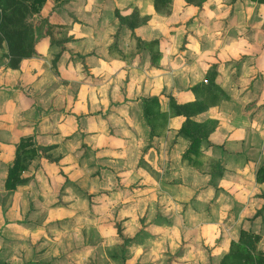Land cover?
<instances>
[{"label": "crops", "instance_id": "1", "mask_svg": "<svg viewBox=\"0 0 264 264\" xmlns=\"http://www.w3.org/2000/svg\"><path fill=\"white\" fill-rule=\"evenodd\" d=\"M45 16L36 53L0 62V264H84L117 225L124 264H218L241 228L264 250V2L46 0ZM169 97L207 105L191 161ZM23 136L49 149L6 190Z\"/></svg>", "mask_w": 264, "mask_h": 264}, {"label": "trees", "instance_id": "2", "mask_svg": "<svg viewBox=\"0 0 264 264\" xmlns=\"http://www.w3.org/2000/svg\"><path fill=\"white\" fill-rule=\"evenodd\" d=\"M169 1L154 0L156 10H160ZM257 1L264 2V0ZM45 2L46 0H0V49L5 44L7 51L4 55L7 58L8 67L18 68L21 59L31 57L36 53V44L42 35H50L54 23L50 22L49 16L37 17ZM116 15L120 20L124 19L118 13ZM197 87L199 88L201 85L194 86V89ZM154 105L159 106L156 97L144 100V113L152 132L157 114L153 112ZM169 106L170 115L182 114L185 116L178 134L189 140V146L183 153L182 159L191 161L192 156L200 155V143L213 126L211 121L196 122L191 119V116L194 112L206 108L207 105L203 100L180 105L172 97H169ZM161 115L166 123L168 114L165 112L160 113ZM48 149L49 147L35 144L32 136L21 137L16 144L14 158L7 167L4 188L14 190L17 185L23 183L25 179L21 177V173L27 169L31 160L37 155L45 154ZM255 180L257 182L264 181V165L257 168ZM117 229L122 236L119 227ZM260 238V234L241 228L238 238L230 241L228 252L220 258L218 264H264V250L258 248ZM122 239L124 242L128 240Z\"/></svg>", "mask_w": 264, "mask_h": 264}, {"label": "rangeland", "instance_id": "3", "mask_svg": "<svg viewBox=\"0 0 264 264\" xmlns=\"http://www.w3.org/2000/svg\"><path fill=\"white\" fill-rule=\"evenodd\" d=\"M4 53L0 54V62L4 60ZM1 198V196H0ZM264 209H261L259 213H263ZM117 227H119L117 225ZM120 230V229H119ZM117 232V238H120L122 241L119 243H115L114 242L108 244L107 241H104L105 238L102 237V244L100 246V248L97 249V251L94 253L95 255L98 256H88V258H85L83 261L84 264H111L110 260H117L118 264H124V253L126 251V248L124 247V244H126V242L123 241V236H120L118 229L116 230ZM92 231H90L89 234H87V229L84 230V236L86 237V245H92L93 244V235H92ZM122 235V234H121ZM140 235L138 234V236H136L137 238ZM106 238H108L107 235H105ZM90 252V251H89ZM179 253V251L177 252ZM100 254V255H99ZM166 254L168 256H164L160 259L161 264H173V262H176L177 264H180L181 261L177 260L176 254H168V252H166ZM47 263L53 261V258H47ZM149 263V262H148ZM157 264V262H156ZM160 264V263H159Z\"/></svg>", "mask_w": 264, "mask_h": 264}]
</instances>
